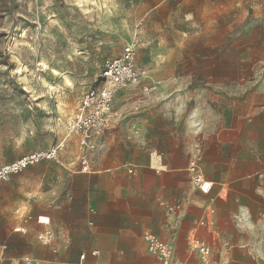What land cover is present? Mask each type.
<instances>
[{"label": "rangeland", "instance_id": "374dc122", "mask_svg": "<svg viewBox=\"0 0 264 264\" xmlns=\"http://www.w3.org/2000/svg\"><path fill=\"white\" fill-rule=\"evenodd\" d=\"M130 43L135 69L148 74L141 101L152 108L157 142L183 144L185 121L201 117L195 142L255 81L264 0H0V165L65 143L61 164L41 161L0 183L1 213L16 206L34 215L41 189L79 193V136L66 123L104 61Z\"/></svg>", "mask_w": 264, "mask_h": 264}, {"label": "crops", "instance_id": "0c3cea01", "mask_svg": "<svg viewBox=\"0 0 264 264\" xmlns=\"http://www.w3.org/2000/svg\"><path fill=\"white\" fill-rule=\"evenodd\" d=\"M261 60L253 68L255 81L244 85L245 98L230 101L228 116L214 118L195 142L189 141L196 126L205 122L201 117L185 121L179 145L157 142L152 108L141 101L151 85L145 83L148 74L138 70L132 96L120 90L114 97L119 122L99 148L80 152L88 171L80 172L79 164L84 179L79 193L57 196L41 189L34 215H23L16 206L0 212V264H26L24 258L81 264V254L83 264H159L147 254L145 231L172 248V264H264ZM127 94L135 99L128 111L122 106ZM190 161L212 183L207 195L192 186ZM193 242L209 248L210 255L203 258Z\"/></svg>", "mask_w": 264, "mask_h": 264}, {"label": "built area", "instance_id": "2783aa9c", "mask_svg": "<svg viewBox=\"0 0 264 264\" xmlns=\"http://www.w3.org/2000/svg\"><path fill=\"white\" fill-rule=\"evenodd\" d=\"M136 45L127 44L121 54L114 59L105 60L97 79L93 85L79 99L76 108L66 123L69 134L79 136V146L84 152L94 151L102 144V139L107 132L112 130L121 119V115L113 109V100L118 91L135 86L140 82L141 73L135 69L134 57ZM64 148L60 142L53 148L46 151H36L27 154L19 160L0 166V183L9 175L21 172L26 167L37 164L41 161H48L53 164H61L59 152ZM80 171L87 172V159L80 157ZM188 174L192 186L201 194L207 195L212 183L204 179L199 171L197 163L190 161ZM15 231L25 233L23 229ZM143 240L149 257L158 261L159 264H172V248L161 242L149 231L143 233ZM192 248L197 250L203 258L210 255V250L201 243L193 242ZM97 251L92 255L96 256ZM85 255H80V262L83 264ZM26 264H38L37 260L23 259Z\"/></svg>", "mask_w": 264, "mask_h": 264}]
</instances>
